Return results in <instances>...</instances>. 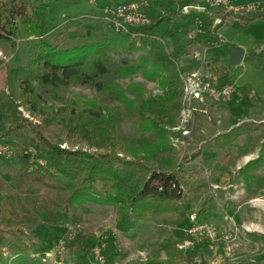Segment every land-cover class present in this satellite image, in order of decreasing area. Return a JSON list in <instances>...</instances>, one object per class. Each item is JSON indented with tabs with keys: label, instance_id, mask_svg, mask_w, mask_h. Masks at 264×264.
Masks as SVG:
<instances>
[{
	"label": "rangeland",
	"instance_id": "obj_1",
	"mask_svg": "<svg viewBox=\"0 0 264 264\" xmlns=\"http://www.w3.org/2000/svg\"><path fill=\"white\" fill-rule=\"evenodd\" d=\"M49 1L54 7L49 19L55 28L45 37L50 36L53 44H64L70 48L99 43L95 54H101L109 68L138 65L141 57L148 54L152 60L158 61L160 75L168 77L173 66L181 71V75L191 71L214 75L212 60L218 58L220 66L228 68L233 91L226 100L209 101L206 106L197 103L189 105L197 109L205 108V113L192 111L190 116L185 117L182 116L183 108L164 111L172 117L171 128L181 131L183 138H173L171 145L184 150L187 157L184 165L190 174L182 182L189 202L178 205L177 214L184 216L175 225L168 224L155 212L143 220L123 224L118 222L115 207L109 203L88 198L71 202L70 184L79 187L88 185L82 182L81 171L65 173L48 167L38 153L24 148L22 137L13 133L12 139L20 143V148L29 159L30 167L26 168L15 147L0 140V210L5 215H11L14 221L10 232L1 233L0 253L7 257L6 264H173L165 259L160 246L168 233L174 235L176 244L183 242V249L180 250L191 256L185 264H198L202 260L207 264H252L254 258L264 252L260 239L264 236V181H257L264 176V19L247 25L233 23L234 19H231L230 25H224L216 34L204 38L203 35L218 22L215 16L219 11L212 7L202 13L190 9V14L180 12L173 17L177 28L172 36L162 34L167 29L164 24L159 28L163 36L158 41L145 39L143 47L139 39H126L122 34L115 33L100 12L104 4L120 0ZM143 1L147 3L143 9L154 15L167 11L170 0ZM194 1L193 4L203 6L206 3V0ZM252 1L255 0L235 2L250 5ZM68 19H76L69 28L80 34L76 40H63L58 34ZM195 36L201 41L193 40ZM35 44L36 40L27 39L20 30L15 45L0 47V79L7 82L5 95L14 99L17 109L28 120L41 123L40 116L32 115L29 105L19 97L20 78H34L33 85L41 95L43 105L74 109L76 115L92 102L108 107L119 104L88 84L74 82L61 90L42 85L34 76L40 69L31 62ZM232 47L244 51V57L238 64L231 62ZM167 49L179 51L172 61L173 66L165 61ZM261 49L263 51L257 54ZM107 79L123 88L142 84L147 93H161L159 79H146L141 70L126 77L110 76ZM2 86L1 83L0 89ZM1 94L0 123L6 107ZM127 95L134 97L131 92ZM178 101L181 104V96ZM138 123L137 115L129 118L121 110H116L97 126L109 129L118 139L136 144L142 138ZM77 125L79 121L74 117L55 116L42 123L40 129L43 136L60 141V146L66 149L93 150L85 144L68 145L61 138L63 135L55 139V134L66 126ZM237 126L241 131L237 138L232 139L231 145L205 150L195 159H190L204 141ZM252 159L256 161L244 169L247 161ZM215 163L218 167L213 166ZM37 174L45 175L48 181L35 180ZM119 174L122 178L133 175L129 185L144 177V173L124 169H119ZM249 175L253 177L246 180ZM92 186L99 195L106 191L117 193L115 184H107L101 179H97ZM205 198L214 208L204 204L202 214L196 216L197 220L214 225L219 235L224 233L229 236L227 240L218 235L211 241L204 235L187 233L190 215L201 209L198 204ZM233 226L237 231L232 233ZM184 241L188 244L185 245ZM79 242L83 243L82 248L77 245ZM13 245H17V249L22 246L27 249L18 251L12 248Z\"/></svg>",
	"mask_w": 264,
	"mask_h": 264
},
{
	"label": "trees",
	"instance_id": "obj_2",
	"mask_svg": "<svg viewBox=\"0 0 264 264\" xmlns=\"http://www.w3.org/2000/svg\"><path fill=\"white\" fill-rule=\"evenodd\" d=\"M80 1V0H76ZM194 0H170L167 11L158 12L151 17L148 25L135 29L137 32L146 35L172 36L176 31L177 24L173 17L180 13L183 6L190 4ZM263 0H259L262 2ZM54 10L49 0H0V47L4 45H15L19 31L22 30L24 36L29 40H36L33 47L32 61L40 70L35 78L42 85L54 90L68 88L72 83L79 82L88 84L101 94L108 95L119 104L108 107L90 102L89 107L82 109L78 115L74 109L67 110L64 106L54 107L53 105H43V99L36 92L33 85L34 78H20L19 97L28 104V110L32 115H39L41 123L36 124L28 120L17 109L16 103L11 96L5 95L4 87L7 82L0 79L3 86L0 92L4 95L5 111L0 123V140L4 143L12 144L18 157L24 165L30 167L29 159L20 148V143L12 139L13 133L24 140V148L35 151L39 157L50 168L62 170L70 173L72 170L83 173L82 182L88 183L85 187L70 184L69 200L81 201L82 199H93L102 203H109L115 207L117 220L119 223L129 224L133 220H143L152 212L161 215L168 224L175 225L184 215L177 214V207L180 203L189 202L188 194L182 187L184 178L190 176L185 167L187 157L181 147L171 145L173 138H183L180 130L171 128L172 117L164 114V111L172 109L174 111L181 108L179 97L182 94V84L180 81V70L172 65L179 51L167 49L165 61L171 64L172 72L170 77L160 75V67L157 60H152L148 54L141 57L138 65H123L109 68L104 63L101 54H95L99 43H86L80 46L66 47L64 44H53L51 37H45L54 30L55 25L50 22L49 14ZM220 17L213 29L207 31L203 37L216 34L218 28L229 17L237 18L243 25L251 21L264 17L263 11H249L247 14H233L232 12L218 13ZM76 19H68L64 24L60 36L63 40H76L79 35L77 31H72L70 24H75ZM79 24V23H76ZM166 24L167 29L160 34L159 28ZM129 38L128 35H123ZM141 46L144 47L145 38H140ZM193 40L201 41L196 36ZM75 50H77L75 52ZM214 75L219 81L230 82L228 68L220 66L218 58L212 60ZM149 66L146 68V66ZM141 70L147 79H159L158 86L161 93H147L142 84L123 88L119 83L111 79L110 76L126 77ZM2 74H0V77ZM131 92L134 97L127 95ZM1 94V95H2ZM10 95V94H9ZM75 102V101H74ZM77 102V101H76ZM78 105V104H77ZM121 110L126 117H139L138 129L142 138L138 143H130L118 139L112 131L104 126H97L98 122L109 118L111 113ZM76 118L79 125L74 127L66 126L59 134H55V139L63 138L64 142L73 143V146L85 144L93 150L82 148H64L60 146V141L46 138L42 135L40 126L42 123L52 120L54 117ZM206 130H203V132ZM241 128L233 127L230 130L218 134L211 139L204 141L199 149L194 152L190 159H195L205 150L212 148L221 149L232 144V139L237 138ZM52 136V135H51ZM44 138V139H43ZM264 144V142H263ZM256 159L248 161L244 167L247 168ZM151 162H154L152 165ZM218 167V164H214ZM119 169L144 173V177L137 183L129 185L133 175L129 174L122 178ZM252 178L249 175L246 180ZM255 178V177H254ZM35 180L46 183L48 178L43 174H37ZM101 179L107 184H115L117 193L111 194L106 191L103 195L96 194L92 184ZM256 179V178H255ZM264 181V176L257 178V181ZM258 183H263L259 182ZM129 185V186H128ZM209 205L213 209V204L205 198L198 205L201 208L196 211V216L202 214V206ZM0 210V234L10 232L14 221L11 215L1 214ZM63 220H66L63 218ZM5 224V227H3ZM260 239L263 242L264 236ZM78 241V237L75 238ZM2 234L0 235V243ZM79 248L83 243H77ZM165 259L173 264L187 263L191 256L183 253L176 246L174 235L168 233L160 243ZM13 245L12 248H16ZM27 249L20 247L18 251ZM264 249V248H263ZM252 264H264V252L254 258ZM39 262L40 259H38ZM7 257L0 253V264H6ZM198 264H207L202 260Z\"/></svg>",
	"mask_w": 264,
	"mask_h": 264
},
{
	"label": "built area",
	"instance_id": "obj_3",
	"mask_svg": "<svg viewBox=\"0 0 264 264\" xmlns=\"http://www.w3.org/2000/svg\"><path fill=\"white\" fill-rule=\"evenodd\" d=\"M236 0H206L205 5L188 4L182 7L183 14H190V9L198 10V13L205 12L208 7L218 8L224 12H232L233 14H247L249 11H263L264 1L250 3V5L239 4ZM145 1L143 0H120L114 3H106L102 6L100 12L105 21H107L112 30L117 34L128 35L131 39L145 38L148 41H158V36L146 35L135 29L146 26L151 21V15L143 9ZM182 84L181 108H183L182 116L188 117L196 111L205 113L206 109H197L195 106H189L197 103L206 106L209 101H222L229 98L233 91L232 82L219 81L215 75H203L196 71H191L181 75ZM180 108V109H181ZM188 109V110H187ZM182 111V110H181ZM180 114V115H181ZM187 233L192 236L197 234L204 235L206 239L213 241L219 235L214 225L197 220L196 214L190 215L188 220ZM233 231H237L233 226ZM223 240L228 239V235L222 233L219 235ZM187 245V241H184ZM183 242L177 244L179 249H183Z\"/></svg>",
	"mask_w": 264,
	"mask_h": 264
},
{
	"label": "crops",
	"instance_id": "obj_4",
	"mask_svg": "<svg viewBox=\"0 0 264 264\" xmlns=\"http://www.w3.org/2000/svg\"><path fill=\"white\" fill-rule=\"evenodd\" d=\"M259 0H255V1H252V2H249V3H255V2H258ZM264 1V0H263ZM193 3H195V1H193V2H191L190 4H193ZM147 3L145 2V5H146ZM91 5H93V4H91ZM197 5H199V4H197ZM216 9H218V8H216ZM218 11H219V13H223L224 11L223 10H221V9H218ZM181 12V11H180ZM218 14V13H217ZM216 14V15H217ZM151 17H152V15H151ZM215 19L216 20H218V22H220V17L219 16H215ZM231 19H234V21H233V23L234 22H239V23H241V21H239L237 18H235V17H233V16H229L225 21H224V23L218 28V30L219 29H222V27L224 26V25H230V20ZM261 19H264V17H261V18H258V19H256V20H261ZM256 20H253V21H251V22H254V21H256ZM217 22V23H218ZM216 23V24H217ZM215 24V25H216ZM214 28V27H213ZM212 28V29H213ZM211 30V29H210ZM210 30H208V31H210ZM217 30V31H218ZM217 33V32H216ZM238 45H239V43H238ZM263 50L261 49V50H259L258 52H256L257 54H259V53H261ZM248 162V161H247ZM214 166V165H213ZM176 246H177V244H176Z\"/></svg>",
	"mask_w": 264,
	"mask_h": 264
},
{
	"label": "water",
	"instance_id": "obj_5",
	"mask_svg": "<svg viewBox=\"0 0 264 264\" xmlns=\"http://www.w3.org/2000/svg\"><path fill=\"white\" fill-rule=\"evenodd\" d=\"M230 57H231V62L233 64H238L241 62V60L244 57V51L240 48L232 47L230 49Z\"/></svg>",
	"mask_w": 264,
	"mask_h": 264
}]
</instances>
